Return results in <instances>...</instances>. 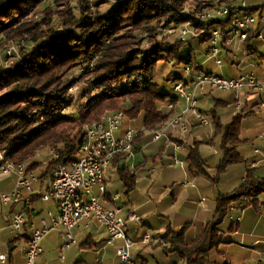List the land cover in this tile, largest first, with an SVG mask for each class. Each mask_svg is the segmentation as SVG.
Wrapping results in <instances>:
<instances>
[{"label":"trees","instance_id":"obj_1","mask_svg":"<svg viewBox=\"0 0 264 264\" xmlns=\"http://www.w3.org/2000/svg\"><path fill=\"white\" fill-rule=\"evenodd\" d=\"M233 1L116 0L112 11L104 13L101 5L94 6L90 0H79L76 9L67 0H0V34L6 41L30 47L21 52V62L0 69V148L7 159L37 173L40 163L32 160L40 151L54 149L60 153L59 158L53 155L42 174L37 173L42 179L52 178L59 165L77 159L84 142L83 127L104 114L123 112L130 121L141 119L142 127L149 130L165 124L171 112L164 109L178 100L173 83L184 77L174 68L185 63L192 73H206L196 61V52L207 45L208 54L213 30H221L226 39L236 12L231 10L227 18L206 23L199 20V15ZM47 2L55 4L57 10L48 5L38 19L37 10ZM258 12H264V5L244 10L252 15ZM55 17L61 21L60 28ZM186 24L202 32L196 41L192 37L185 42L179 39L178 28ZM172 28L176 32L167 34ZM251 40L247 49L254 55ZM161 63L171 65L172 74L159 84ZM79 67L85 69L82 78H94L92 85L101 90V95L86 99L70 118L63 111L74 106L69 90L79 81L69 79L68 74ZM177 72L180 74L174 76ZM183 80L188 81L185 77ZM216 114L213 112L212 117L222 133L223 152L214 178L218 182L229 167L244 160L238 151L242 117L236 116L223 126ZM188 161L191 172L207 175L197 148L190 152ZM254 172L248 171L233 193L219 195L212 220L194 240L187 239V227L175 231L168 226L158 242L165 255L176 257L181 264H218L210 254L224 244L226 234L239 230V223L231 219L235 209L231 211L230 206L243 211L256 206L264 195V180H258ZM118 175L125 183L126 196L131 194L136 177L125 167L118 170ZM229 218L230 224L224 228ZM19 240L11 241V252ZM86 244L82 247L92 248Z\"/></svg>","mask_w":264,"mask_h":264},{"label":"crops","instance_id":"obj_2","mask_svg":"<svg viewBox=\"0 0 264 264\" xmlns=\"http://www.w3.org/2000/svg\"><path fill=\"white\" fill-rule=\"evenodd\" d=\"M248 6L252 7V5ZM261 44L260 41L253 37L250 45H252L251 47L255 54L249 55L247 49V56L244 59L240 54L234 55L231 51L223 54V57H229L228 60H230L232 66L231 70L234 71L232 75H228L229 78H236L244 71L253 70L258 79H264V65L262 64L264 46L259 47ZM197 54H204L206 58L207 54L203 49H198L196 52V61L202 67L203 63L198 61ZM186 79L189 80L188 78ZM180 80H183L182 77ZM159 84H162V82L159 81ZM175 97L178 99L176 95ZM198 99L199 111L208 119L210 125L203 126L199 121L190 117L191 128L189 133L174 132L170 143H165L164 141L154 142L148 134L139 135L133 145L135 157L130 161H126L123 157H118L106 171L107 193L101 199V203L107 208L115 206L123 208L125 217H128L132 212L137 213L141 217L142 226L140 227L139 224L134 222H128L127 233L132 238L134 237L133 239H135V236L137 237L138 241H134L140 245L137 244L136 247H141H135L136 249L134 248L135 250L133 249L132 253L142 263H155L153 262L155 259L150 261L149 258L145 257L142 248L147 250L149 257L155 258L154 253L156 251L153 252L151 250L153 248H162L163 251L164 248L159 247L158 242L168 226L175 231H181L184 227H187L186 237L189 241L200 236L204 227L212 220L215 214L219 195L233 193L244 182L248 171L255 170V177L258 180H264V91L261 93L245 92L237 101L231 92L217 94L213 89L207 88L198 94ZM182 106L183 101L178 99L174 103V110L170 111L165 108L164 111L166 113L171 112L170 118H172L180 112ZM213 112L217 113L219 123L223 126L230 123L236 116L242 117L241 144L238 147V151L244 162L229 167L218 182H215L214 178L216 167H218L217 165L223 158L221 150L222 133L218 131L216 123L213 122ZM128 126L140 128L142 127V121L141 119L136 121L126 119L125 126L121 127L120 131H117V137H122L124 130ZM175 145L179 146L178 150ZM195 148L198 149L199 157L207 175L191 172L190 170L188 156ZM122 167L129 169L136 177V188L128 195V197L132 198V202L127 206L121 201V193L126 194L125 183L121 181L118 175V170ZM38 170L37 173L39 175L42 174V170ZM15 184V176L0 175V195L10 194L14 190ZM143 188L145 189L143 190ZM43 191V184L35 186L32 197L33 210L29 212L25 231L19 237L20 240L14 244V251L12 252L10 251V243L14 238L11 237L7 229V220L13 216L12 214L23 211L25 206L21 202L8 206L0 204V245L6 250L0 251L7 255L8 264H25L24 253L33 231L32 225L39 228L40 220L42 218L48 219V212H51L54 216L58 214L56 202L44 203L40 200V194ZM96 194L98 195L97 191ZM115 196L118 197V200L113 201L112 198ZM155 216L165 218V220L162 223L154 219ZM231 217L238 219L239 230L236 233L225 235V242L221 245L222 248L224 247V249L230 250L232 253L237 247L242 248L247 253L251 263L264 264V195L258 198L256 206H250L243 211L235 208ZM147 227L151 231L154 230L153 235L150 232L149 234L152 236L153 241L157 240V243H142V237ZM244 229L247 232H241ZM53 233H56L61 239V244L59 245L61 259L63 258L62 255L68 250L67 252H71L72 257L70 264H75L77 261L89 264L82 256L78 260L79 253L77 250L69 251L73 246L62 252V233ZM73 234L75 239L78 235L82 236L81 243H88L86 244L87 247L90 246L96 250V254L107 249L104 247L107 236L103 231L99 230L97 224L93 223L89 229L80 226V228L74 230ZM46 238L41 243L42 253L38 261L39 264H54V261L49 259L48 256V260L44 261V252L51 248V241L45 242ZM2 240L4 241L3 243ZM85 250L82 247L80 252ZM170 257L168 259L173 260L171 264H178L173 258L174 256ZM225 259V264H246L245 261L242 263L237 261L235 257L228 259L225 256ZM179 263L181 264V262Z\"/></svg>","mask_w":264,"mask_h":264},{"label":"built area","instance_id":"obj_3","mask_svg":"<svg viewBox=\"0 0 264 264\" xmlns=\"http://www.w3.org/2000/svg\"><path fill=\"white\" fill-rule=\"evenodd\" d=\"M248 8L245 2L238 4V1H233L230 5L205 10L199 15V20L206 23L227 18L231 10L236 12L232 17L234 20L226 39L219 29L211 32L207 57L215 60L219 68L223 66V54L227 51H231L234 55L240 54L244 59L247 56V44L250 38L254 37L264 45V12L253 15L244 13ZM175 32L176 28H172L166 33L170 35ZM201 33L200 30L192 29L187 24L178 28V37L184 42L190 37L196 41ZM15 53V45L5 49L6 56L13 57ZM187 59L190 60L191 57L188 56ZM174 71H180L185 78L192 77L188 81L180 80L173 83L174 94L183 101V106L177 115L155 130L128 126L122 137H117L116 133L120 131L125 119L123 112L104 114L99 120L83 127L84 142L79 149L77 159L59 165L52 178L42 179L35 171H29L25 165L13 163L0 148V175L16 177L14 190L10 194L0 195V204L8 206L21 202L25 206L23 211L12 214L13 216L7 220V229L11 237L18 238L25 231L28 214L33 210L32 197L37 184L44 186L40 200L44 203L56 202L58 206L57 216L48 212V219L42 218L39 228L32 225L33 231L24 253L25 264H36L42 253L41 243L50 233H62L63 252L77 244L73 234L75 229L80 226L89 229L93 223L97 224L99 230L107 236L104 247H115L116 256L122 264H146L133 256V249L138 243L127 233L128 222L142 226L141 217L135 212L125 217L123 208L118 206L107 208L101 203V199L107 193L106 171L118 157H123L126 161L135 157L133 145L139 135L148 134L154 142L170 143L174 132L189 133L190 117L203 126L210 125L208 119L199 111L198 94L202 90L210 88L231 92L237 101L245 92L264 91V79H258L253 70L244 71L236 78H225L210 73H192L185 63H181L174 68ZM167 109L174 110V104L169 103ZM175 148L178 150L179 146L175 145ZM59 155L58 152L54 153L55 158H59ZM117 199V196L112 198L113 201ZM230 209L233 211L235 207L230 206ZM231 219L233 222H238L236 218L231 217ZM151 242L157 243V240L153 241L149 232H145L142 243ZM0 264H8L7 255L1 251Z\"/></svg>","mask_w":264,"mask_h":264},{"label":"rangeland","instance_id":"obj_4","mask_svg":"<svg viewBox=\"0 0 264 264\" xmlns=\"http://www.w3.org/2000/svg\"><path fill=\"white\" fill-rule=\"evenodd\" d=\"M67 1L69 2V5L71 7L76 9L79 0H67ZM90 1L94 3V6L95 5H97V6L101 5L100 11H102L104 13H106V12L110 13L112 11V9L117 5L116 0H90ZM234 1H238V4L241 2H245L246 4L252 5V6L264 5V0H234ZM48 5H51L53 10H57V6L55 4H53L52 2H47V3L43 4L37 10L38 19L41 18L42 11ZM60 9L63 10L65 8H64V6H61ZM186 10L188 11L189 8H187ZM55 24L57 25L56 27H58V28L61 27L60 26L61 21L57 17H55ZM14 45L16 48L15 55H13V57L6 56L5 49L9 46H14ZM263 46H264L263 44L259 45V47H263ZM206 47H207V45H205L203 47L204 51H205ZM24 49L25 50L30 49L29 45L27 46L23 42L6 41L4 36L0 34V69L9 68L13 64L21 62L22 61L21 52L24 51ZM223 58H224L223 66L221 68H219L216 65L215 60H210L208 57L206 58L204 54H197L198 61L200 63L201 62L203 63L202 67H203L204 72L219 75V76L222 75L224 77H228V75L229 76L232 75V73L234 71L231 70L232 66L230 64V60H228L229 57L227 58V56H224ZM262 64L264 65V60H263ZM84 70L85 69L83 67H79V68L74 69L73 71H71L68 74L69 79L73 78V79H78L76 81H79L77 84H75L69 90V93L71 95H73L74 100H75L74 106L63 111V115L69 116L70 118L72 116H74L75 110L77 109V107L81 106V104L84 103L86 101V99H88L91 96L101 95V90L98 89L97 86L92 85L94 78H91V77L82 78L83 74L85 73ZM171 74H172V66L171 65L162 64V63L159 65V67H158V81L163 83L164 79H166ZM177 74H180V73L177 72V73H174L173 75L175 76ZM214 91L217 94L221 93V91H218V90H214ZM122 123H123L122 127L125 126L126 119H124ZM55 152H58V151H56L54 149H44L37 154L35 159H33L32 161L40 163V167H39L38 171H41V170L46 168V166L51 161ZM32 161H30V163ZM27 164H29V162ZM144 189L145 188H143V190ZM121 201L124 202L127 206V205L131 204L132 198L128 197V195L126 196L125 193H121ZM242 207H241V209H242ZM123 216H124V214H123ZM234 216H236V215H234ZM146 219H148V218H146ZM154 219H157V221H160L162 223L165 220V218H160L158 216H155ZM229 224H230V218L227 219V221L224 223V225H223L224 228H226ZM145 232H150V234L153 235L154 230L151 231V229L149 227H147ZM241 232H247V230L244 229V231L241 230ZM76 239H77L78 245L77 244L73 245V248L70 249L69 251L77 250L79 253V255H78L79 259L78 260H80L81 256H82L84 258V260L89 264H122L120 259L116 256L115 247H106L107 249L104 252L102 251L100 253V251H99L98 254H96V250H94L93 248L86 249L85 251L80 252V249L82 248V243H81L82 236L78 235ZM60 240H61L60 237H58V235L56 233L52 232V234L51 233L49 234V236L46 238L45 242L51 241V248H50V250L44 252V255H45L44 261L48 260V258H47V256H48L49 259H52L54 261V264H70L71 263V260H72V257L70 254L71 252L70 253L67 252L68 250L62 255L64 259L63 258L61 259V257H60V254H59V252H60L59 245L61 244ZM134 240L138 241L136 236H135ZM142 240H143V237H142ZM3 242L4 241L2 240V243ZM0 244H1V241H0ZM138 245H140V244H138ZM139 247H141V246H138L136 248H139ZM159 247H162V246H159ZM142 249H143V253H144L146 258H149L150 261H153L155 259L153 261L155 263H153V264H156V263L157 264H171V262H173V260L168 259V258H171L170 256H166L163 253L162 248H156V249L153 248L151 250L153 252L156 251L154 253L155 258L149 257L147 254V250H144V248H142ZM0 250L6 251L2 245H0ZM223 255H224V257H223ZM225 256L228 259L229 258L232 259L235 257V259L237 261H240L241 263L245 261L246 264H253V263H251L250 258L248 257L247 253L244 250H242V248H239V247H237L234 250V253H232V252H230V250H226V249H224V247L222 248V246H221L217 251L215 250L210 254L211 260L213 259L218 264H225L226 263ZM39 257L41 258V255ZM173 258L175 259V261L178 264H180L176 257H173ZM247 258H249V259H247ZM36 264H39V261H38V263L36 262Z\"/></svg>","mask_w":264,"mask_h":264},{"label":"bare ground","instance_id":"obj_5","mask_svg":"<svg viewBox=\"0 0 264 264\" xmlns=\"http://www.w3.org/2000/svg\"><path fill=\"white\" fill-rule=\"evenodd\" d=\"M190 57V56H189ZM59 153V152H58ZM60 154V153H59Z\"/></svg>","mask_w":264,"mask_h":264}]
</instances>
